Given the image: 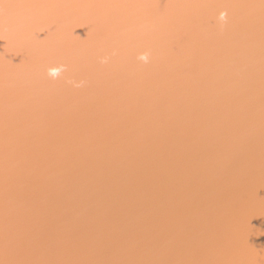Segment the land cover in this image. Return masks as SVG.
Returning <instances> with one entry per match:
<instances>
[{"label": "bare ground", "instance_id": "obj_1", "mask_svg": "<svg viewBox=\"0 0 264 264\" xmlns=\"http://www.w3.org/2000/svg\"><path fill=\"white\" fill-rule=\"evenodd\" d=\"M212 1L214 0H172V3H169L170 0L150 1L152 9L150 14L154 20H157V23L155 29L143 33L146 36L144 38L146 49L141 56L137 48L130 49L128 54L124 55L138 60L142 65L141 73L146 74V77L150 78L154 85L149 88V91L139 90L140 94L134 82V75L129 73L128 69H123V77H119L116 73L118 64H109L107 67L109 73L104 71L102 76L106 84L111 86L109 89L111 98L121 94V100L110 104V107H115L113 111L98 108L95 119L92 121L109 117L108 115L111 114L114 123L111 132H107L110 139L103 141L102 137L96 136L92 147L84 145L83 139L80 138L79 144L76 142L78 144V155H75L74 159L76 165L66 169L69 170L66 174L63 172L66 170H62L64 164L60 167L62 162L56 159V154L61 153L62 147L58 146L54 149L53 146L59 143L63 133L59 110L66 112L74 98L72 93L69 94L72 98H68L65 94V86L71 84L68 79L64 82L67 78L68 68L60 69L59 74L55 77L50 75L54 83L53 86H56L53 88L52 95L36 96L33 91L29 90V80L24 77L23 71H20L23 76L18 73L13 75L11 72L0 78L1 86L15 87L9 93L11 100L24 99L26 101V98L29 100L30 97L28 107L37 110L42 118L49 122L45 123L47 133L45 139L51 141L53 149L38 145L37 153L45 152L51 157L53 163L48 164L47 160L49 159L45 155L43 160L46 165L41 173L37 170L38 176L31 175L27 180L38 184L37 182L45 176L44 180L49 182V179H52L53 188H56L54 203H48V207H51L48 212L56 213V208L58 209L56 228L59 229V235L55 241L58 248L52 252V254H57V258L59 257L57 263L66 264L65 261L68 259L69 264H77L79 258H82V261L88 264V261H92L94 256L93 264H166L167 261L164 260L168 257L166 253L178 251L181 248L180 244H183V249L191 250V259L194 260V262L191 261L192 264H236L233 258L239 261L248 251L245 246L238 245L236 247L234 242L244 241L246 237L244 226L247 225L250 218L253 219L258 215L264 222V218L259 215V212L264 208H261L264 201L259 197L264 190V61L262 60L264 58V39H259V43L256 42L254 46L251 40L254 39L255 33L248 35L251 29L248 25L246 32L248 34L243 36L247 39L242 43L244 45L240 44L243 40H237L240 34L235 36L232 32L233 38L222 34L220 26L216 22L220 16L215 14V10L219 9L215 8ZM240 3L242 2L240 1ZM238 5L247 8V10L252 8V5L248 4L247 6L246 4ZM34 7L36 6H32L29 10L28 0H0L2 34L5 37L12 35L13 29H17L20 23L22 26L18 27V32L23 34L22 31H24L29 34L31 45L28 46V51L31 53L24 58L25 68L29 69V71H24L26 74L31 73L30 66L31 71L35 72L39 69L44 70L48 63H52L49 65L50 69H57L58 65L55 62L62 59V54L57 48L63 44L67 46L77 43L78 40L81 41V38L85 39L81 33L75 35L74 33L68 34V32L73 29L78 32L84 30L85 33L89 31L85 29L88 27L86 23L89 19H86L84 24H78L84 18L82 15L75 21L74 16V22L70 21L72 17L62 18L66 14L64 10L60 9L63 8L62 6H57V9H53L57 12L51 13L47 11L51 7L42 8V10ZM18 14H24L25 19L20 18ZM64 19H68V25H73V27L69 26L68 32H65L67 29H62L61 23ZM176 20L180 22L178 30H174L172 27V22H176ZM5 21L13 23V25L8 27V23ZM14 21L19 24L15 25ZM227 23L229 22L227 21ZM79 25L80 27H78ZM251 27L253 31L262 30L260 23L251 25ZM61 30L62 37L68 38V40H62L55 35L56 31ZM163 31H165L164 35ZM100 37L102 45L97 48H104L103 52L108 54V57H112V48H109L111 42L105 43L102 36ZM53 39L56 42V48L51 44ZM163 39L169 40L171 45L169 51L174 50V59L167 52L159 50ZM177 40L181 42L180 49H176ZM46 41L49 43L44 44ZM237 41H240L239 45L245 54L239 61L241 60V64L246 66L244 69L247 71H249L248 68L253 70L248 72V76L247 73H244V76L240 75L242 81L237 80L236 76L222 77L221 79V74L227 75L225 71H230L228 75H234L232 69L234 60L231 56L238 53L236 47L238 44L235 43ZM12 44L15 45V43ZM257 44L258 46H256ZM13 47H9L5 40H0L1 68L6 69L8 66L14 70L15 65L23 70L20 60L15 61L16 57L11 55ZM151 48L158 49H153L155 52L153 54ZM241 49L239 48V50ZM225 52L228 53V56ZM219 55L224 56V58H219L220 64L217 60ZM142 56H146L147 59H141ZM173 60L180 62L181 70L178 69L180 73L174 72H177L178 76L165 72L168 69L169 61H172L171 66L175 65ZM212 62L214 65L218 64L214 66L216 69L210 68L213 66ZM220 67L225 71H218ZM187 68L189 70L199 68L200 71L186 73ZM190 79L192 86L189 85ZM231 83L237 84V86L234 87ZM198 87L210 92L215 91L213 94L206 95L204 100L206 102L216 97L212 100L213 109L204 106L195 109V106L189 105V103L183 104V100L186 101L185 95L192 88L197 89ZM15 90L16 92H14ZM68 90L70 91V89ZM105 90L108 92L107 88L99 86L96 93L106 99ZM93 95L95 97L94 92ZM169 95H172L171 98L174 96V99L169 98L170 101L167 102L160 100L161 97ZM136 96L139 99V106L145 107V105L151 104L150 106L153 108L150 110L144 108L137 112L138 105H133L135 103L133 99H136ZM219 98L221 101L218 100ZM220 103H223L222 105L225 103L226 106L222 107ZM39 104H44L40 111L37 108ZM87 106L81 105L82 112L84 109L86 111ZM117 110L124 111L120 112L123 116L117 113L119 115L116 118L114 114ZM183 110L190 113L189 120L181 119L179 112L181 113ZM27 111L26 108L25 112ZM125 115L126 123L122 119ZM11 117L14 116L8 112L1 113L0 132L6 127L8 129ZM49 124L50 126H48ZM102 130H105L104 126L97 129V131H101L99 133L101 135ZM244 141L246 144H242ZM101 143L103 146L101 149L99 148L100 153L98 154L95 148ZM18 144L19 142L16 140L10 143V145H14V150L19 149ZM3 145L6 147L1 148L0 153L8 150L7 144ZM248 149L254 151L253 156H247ZM23 151L27 154L26 148ZM190 153L191 157H188ZM174 158L178 159L176 163L179 170L175 169L178 174L171 173V175L176 180L182 181L183 176L193 175L212 184L215 181L213 177L216 172V174H221L218 183L222 182L223 192H213L211 195L217 196L214 200L209 195V191L214 190L208 185H204L203 187L210 188V190H208V197L205 198L203 205L201 204L202 206L200 205L198 208L186 205L180 209V204L175 203L172 200L173 197L172 199L168 198L161 179L157 184L160 187L162 183L160 190H154L153 186L159 174L160 177H163V171L166 170L165 174L172 172V165L170 169L168 164L174 161ZM214 158L217 160L214 161ZM8 162L12 164L9 160ZM237 162L240 163L234 168L233 166ZM34 163L36 162L34 161ZM25 165L27 166V164ZM195 166H201V168L197 169ZM232 167L233 170H231ZM23 168L27 169L25 166ZM48 168L54 172V175L43 174ZM247 178H249L248 181ZM198 179L193 178L189 184L197 186L200 183L197 181ZM97 183L101 187L102 184L104 185L103 191H100L101 197L110 194L107 197L108 200L103 201L104 205L101 204L103 198L96 197V191L93 192V186ZM237 183L238 185L240 183L241 187H237ZM177 187L179 188V186ZM2 191L0 189V192ZM59 198L61 200L56 205L55 202ZM107 202L112 205V210L122 214V217H127L126 222L121 219L116 220L117 225L108 228L104 226L101 218L114 215V210L110 213L107 211L106 208H109ZM256 203L259 206L255 212ZM250 207L251 209H249ZM12 212L17 213L16 211ZM97 218L100 219L97 220ZM185 218L191 221L190 225L184 223ZM109 219L113 220V218ZM30 222L32 223V221ZM240 225L243 226L241 229ZM31 227L32 225L29 226V230ZM64 227L69 230H65ZM199 229L203 231L200 236L197 232ZM259 229H261L259 231L261 239H264V223H261ZM106 238L109 240L104 244L103 241ZM163 241H165L164 244H162ZM248 241L246 242L248 243ZM254 246L255 249L252 250L257 254L255 256H258V253H263V248L258 250L256 245L252 247ZM163 248L166 250L158 252ZM41 252L42 250L35 253V248L33 251L23 249L22 253H14L13 256L10 254L11 259L8 257H3V259L11 264H29L30 262V264H48V255L42 257ZM187 255L186 253V256L180 258L178 262L189 259ZM248 259L253 260L252 258Z\"/></svg>", "mask_w": 264, "mask_h": 264}, {"label": "rangeland", "instance_id": "obj_2", "mask_svg": "<svg viewBox=\"0 0 264 264\" xmlns=\"http://www.w3.org/2000/svg\"><path fill=\"white\" fill-rule=\"evenodd\" d=\"M16 1H19V0H16ZM150 1L152 2V0H28L29 10H31L32 6H36L34 7L35 9L41 8V10L42 8L51 7L50 10H47L49 11V13H51V12H57L53 10V9H57L56 8L57 6H62L63 8H60V9L64 10L66 14H71V15L65 14V16L64 15L62 16V18L72 17L70 21H73V17L75 16L74 18V21H75L77 18H79L80 15L84 16V18L78 24H84V21L86 19H89L87 20L88 23H86L88 27H85V29L89 31L85 33L84 30H81L80 32H78L73 29L68 32V29L70 26L67 24L68 19H64L61 23L63 25L62 29H67V31L65 32H68V34L74 33L75 35H78V33H81L83 36H85V39L81 38V41L78 40L77 43L75 42L74 44H68L67 46L71 47V49L68 48L66 49V51L61 52L62 59L66 58L67 60L66 62H64L65 68H68V74L66 75L67 78L65 79L64 82H66V80L68 79V82L70 81L69 83H71L65 86L66 91L65 90L64 91H65V94H67L68 98H72L69 95L71 93L72 95L74 94V98H72V101L69 105L71 108L69 107L66 112L59 110V113H60L59 115L62 118L61 128H62L63 133H62V136L60 137L61 140L58 141L59 142L58 144L53 146L50 140L45 139L47 138V133L38 134L35 136V138L39 136L40 138H37V140H40V141L36 142L34 140L32 133L29 129V117L30 115H33L32 113L38 114L37 117L39 119H41L42 116L37 110H33L31 107H28L29 100L27 98H26V101L24 99H15V100L12 99L11 100V94L9 93H11L15 89V87L12 86L13 88H10V86H1L2 84L0 82V90H1L0 98L7 101V102H1L0 109L2 110H0V115L3 112H8L11 116H14V117H11V119H9L10 123L8 125V129L6 127L0 132V142L2 144L6 143L7 149H8L6 150L5 155L0 153V176L7 178V180L9 181L13 179L11 182V186H12L11 189L7 190V189L0 187V189L2 190L4 189L2 192H0V219L2 220L0 224L1 226L0 257L2 261L5 260L3 259V257H8L11 259L10 254H12L13 256L14 253H22L23 249H26V251L28 250L33 251L35 248V253L42 250L41 252L42 257L43 255H48L49 257L48 264H61V262L57 263L59 260V257L57 258V254H52V252L57 250L58 248V244L55 241H57L56 237L59 235V229L56 228V226L53 227L54 225H58V221L55 218V222L52 223L51 225H48L45 230L42 229V223L40 221V217H41V219H43L44 221V224L47 225V223H51V221L53 220V218L50 216H54L55 214H58L57 208H56V213L54 211L48 212V210L51 208V207H48V203L50 202L54 203L53 202L54 201V190L56 188H53L52 179H49V182H46L44 180L45 176L37 182L38 184L32 183L27 180V178L29 179V176L31 175L38 176L36 174L37 170L41 173V171L43 170V167H45L46 165L45 161L43 160L46 154L45 152H42V151L37 153L38 145L39 146L43 145L44 147L47 146L51 149H53L52 146L54 147V149L58 146H61L62 151L60 154H56V159H58L59 162H62L60 167L64 164V167L62 170L64 169L66 170L76 165L74 162L75 161L74 159H75V155H78L77 146L79 144L80 138L83 139L84 145L92 146V147L94 145V141H96L94 140L96 136H99V138L102 137L101 139H103V141H107V139L108 140L110 139V136L107 135V132H111V127L114 123L113 118L111 117V114L108 115L109 117H106L103 119L94 120V121L92 120L95 119V115H96L95 113L97 112L98 108L113 111L115 107L114 108L112 106L110 107V104L121 100V97H120L121 94L117 95L116 97L111 98V95L109 93V89H111V86L106 84L102 76V73L104 71H106V73H109V68L108 69L103 68L100 71H95L91 69L93 72L92 71L84 72V75L82 76L83 77L82 80L79 78L80 73L75 74V72H82L86 69L87 55H90L89 58L91 59V62L93 63V65H96V66H99L103 63V59L101 60L102 57L107 58L106 60L110 62L109 63L110 65H113V63L115 65L118 64V69L116 73H118L119 77H123L122 75L124 73L123 69H128L129 73H132L134 75L133 76L134 82H135V85L138 91L139 90H142V92L149 91V88L153 87L154 82L150 80V78H147L146 74L141 73V69H142L141 63L138 62V60L136 61L134 59H131L132 57L131 58L126 57V55H124V54H128L130 49L137 48L141 56L142 52H144V49H146V40L144 39L146 36H144L143 33L149 32L148 30L155 29L154 27L156 26V23H157V20H154V18H152L151 17L152 15L150 14V10H152L150 8ZM177 1H180V0H177ZM240 1L242 3H240ZM212 2L215 8L219 9V10H215V14L220 16L216 20L217 24L220 26L219 27L220 32L229 38H233L231 29L233 26L237 25V22L241 21V19H244L246 22L249 19L250 23L254 21L252 22L251 25L258 24V23L262 24L263 15L260 17V19L255 21L257 19V16L255 14L253 13L250 14L249 9L247 10V8H244V7L242 8L240 7V5H238V4H246L247 6L248 4V5L253 6V3H254L253 0L251 1H248V0H214ZM169 3H172V0H170ZM86 13H87V16H86ZM222 14H223V18H222ZM18 16L22 19H25L24 14H18ZM103 16H105L106 18H101ZM227 21L229 23H227ZM5 23H8L7 24L8 27L13 25V23H9L7 21H5ZM179 23L180 22H178L177 20L176 22L175 21L172 22L173 24L172 27L174 30H178L180 28ZM14 24L17 25L19 24V22L14 21ZM2 26L3 25L0 24V27ZM20 26H22L21 23L17 26V29ZM70 27H73V25H71ZM78 27H80V25ZM17 29H13L14 31L12 35L5 37L2 34L3 28H1L0 29V40L1 39L5 40L6 44H8L9 47L14 46L11 49L12 51L11 55L13 57H16L15 61L20 60L21 62L20 64L23 70L21 68L15 67V65H14V70H12L8 66H6V69L4 68L2 69L0 65V75H1L0 78L5 77L4 76L5 74L8 75L11 72L13 73V75L18 73V75L20 76L21 75L23 76L22 73H24V77L26 78H28L27 76H29L28 75L29 72L28 74L24 72V71H29L28 68H25V61H24V58L26 57V55L31 53L30 51H28V46L31 45V43H29V34L24 31H22L23 34H21L18 32ZM164 32L165 31H163V35H164ZM246 32L247 31L245 30L240 32V36L237 37L238 38L237 40H240V41L243 40V41L241 43L240 41L235 42L238 44L236 46L238 53H234L235 55L231 56L234 60L232 62L233 63L232 69L234 70L233 72L234 75H228L230 71H225L224 69H222V67H220L218 68V71L224 70L225 73L227 74V75L221 74L220 76L221 79L222 77L230 78V77L236 76L237 80H241L240 75L244 76V73H247L246 75L248 76V72L249 71L252 72L253 70L252 68H248L249 71H247L246 69H244L246 68V66L241 64V60L239 61V59L245 55L243 53L244 52L243 48L241 49V45H244L242 43H244V41L245 42L247 41V39L243 37L245 34H248ZM100 36H102L105 43L109 41L111 42L110 43L111 45L109 44L110 45L109 48H112L111 50L112 57H108V54L103 52L104 48L103 49L97 48L100 45H102V41L99 39L101 38ZM12 43H15V45H13ZM239 43L241 45H239ZM175 45H176V49H180L181 47L180 40L179 41L177 40ZM170 48H171V45H170L169 40L163 39L161 41V47L159 50L161 52L162 51L167 52V54L172 56V58L174 59L175 58L174 50L169 51ZM239 48L241 50H239ZM151 49H152L151 52L154 54L155 52L153 51V49L156 50L158 48H151ZM7 50L9 49L7 48ZM225 53L228 56V53L227 52ZM129 55L131 56V54ZM236 56H238L237 59H236ZM0 57L2 58L1 53H0ZM217 57L216 59L218 60V64H220L219 58L220 57L224 58V56L219 55ZM121 59H122V62H120ZM173 61L175 65L171 66L172 61L171 62L169 61L168 69L165 72L166 74L169 73V74H172L173 76H178L177 75L178 69L181 70V68L179 67L180 62H178L177 60H173ZM182 62L184 63V61ZM213 63L214 62H212V64ZM218 64H215V65L213 64V66L210 68L216 69L214 68V66H217ZM4 71L5 73H3ZM20 71H23V72L21 73ZM38 71L40 73L43 72V70L41 69H39ZM175 71L177 72L174 73ZM199 71H200L199 68H193L192 70H189L187 68L186 73H190V72L193 73V72H199ZM30 72L36 73L37 70L35 72L33 71H30ZM189 85L192 86L191 79H190ZM231 85L234 87L237 86V84H234V83H231ZM99 86L105 87L108 89V92L105 90L106 99L103 96L101 97L99 93H96V90ZM113 87H116V86L114 85ZM3 89L5 90V93ZM68 89H70V91ZM16 90L14 92H16ZM93 92L95 94V97L93 95ZM214 92L215 91L213 90L210 92V91H207L206 89H201L199 87L197 89L192 88L191 91L187 95H185L184 99H186L187 102L183 100V104L189 103V105L191 104L195 106V109H197L199 106H204L206 108L213 109L212 100L215 99L216 97L215 98L210 97L211 98L210 101L205 102L204 100L206 98V95L213 94ZM139 93L141 94L140 91ZM98 95H99V98H97ZM151 95L153 94L151 93ZM171 97L172 95L163 96L161 97L160 100L162 102H165V101L167 102V101H170L169 98ZM148 98H152V97H148ZM172 99H174V96L173 98H171V100ZM133 100L135 102L133 105H138L139 103L138 97L136 96V99H133ZM218 100L221 101L220 98ZM229 103H232V102H229ZM101 104L104 105V107H101L102 106ZM222 104L223 103H220L222 107L226 106L225 103L224 105ZM3 105H6V106L3 107ZM81 105H88L86 108V111L84 109V111L82 112ZM150 105L151 104H147L145 105V107L144 106L141 107V105L140 106L138 105L137 112L144 110V108H146L147 110L152 109L153 106H150ZM26 108L28 110L27 112H25ZM120 112H121L120 110L116 111V114H114L116 118L118 117ZM123 112L124 111H122L121 113ZM179 114L182 120H189L191 117L190 113H186L184 110L181 111V113L179 112ZM120 116H123V115L120 114ZM125 118H126V115L122 118L125 120V123H126ZM41 125L45 127V123H41ZM102 126H104L105 130H102L103 133L101 135L99 134L101 133V131H97V129L102 128ZM14 140L19 142L18 144L19 149L17 148L14 150V145H10V143L14 142ZM76 142H78V144ZM102 144L103 143H101L100 146L96 145L97 148H95L96 149L95 151H97L98 154L100 153V151L98 150H100L101 147L103 146ZM24 148H26L27 150V155H23V153L21 152ZM9 150L15 153H12ZM208 153L210 154V152ZM46 156L49 159L47 160L48 164L53 163L51 157L48 155ZM38 157H41V159H39ZM188 157H191V153L189 154ZM176 158H174V161H171L168 164V167H170V169L172 165V169H173L172 172L170 173L166 172L165 174L166 170L163 171V169H161V171H163V173L166 176L160 171L163 177H160V174L158 173L159 176L156 177L155 179L156 183H154L153 186L155 188L154 190H160L159 188L162 185L163 186L165 185V192L168 195V198L172 199L173 197L172 200L175 203L180 204L179 205L180 209L184 208L186 205L187 207H190L192 205V206H195L196 208H198L201 204L203 205L205 198L208 197V190H210V188H212V190L214 191L210 190L209 195H211L213 192L215 193H219V192L221 193V191L223 192L222 190L223 187L221 185L222 182L218 183L220 180L221 174H216L215 172L216 168L214 170L215 177H213L215 181L212 184L208 182L207 180H204L203 178L198 179V177H195L193 175L183 176L182 181L176 180V178L171 175V173H177L175 169L179 170L178 168L179 166L176 163L178 162V159ZM8 160L12 164H10ZM215 160H217V158H214V161ZM34 161L36 163H34ZM25 164H27V166ZM23 166L27 167V169H24ZM160 166L162 167V165ZM56 167L59 168L58 165H56ZM195 168L200 169L201 166H195ZM231 170H233V167L231 168ZM68 171L69 170H66L63 172L64 174H66V172L68 173ZM43 174L54 175V172L50 168H48V170H46V172H44ZM193 178L198 179L197 181H200V183L197 186L193 185L192 183L189 184V181H192ZM249 178H247L246 180L248 181ZM159 179H161L163 183V184L161 183L162 185L160 184V187H158L157 185ZM98 185H99L98 183L94 184L93 192L96 191L97 193L95 195L96 197H99L100 199L103 198L101 204L104 205L103 201L106 199L108 200L107 197H109L110 194H105L104 197H101L100 191L102 190L104 185L102 184V187L101 185H99L98 187ZM204 185H208L210 188H205L203 187ZM177 186H179V188ZM236 186L241 187L240 183L239 185L237 183ZM17 191H18V195H17ZM15 193L16 195H14ZM210 197L213 198L214 200H216L217 198V196H212V195ZM60 200L61 199L59 198L55 202V204L58 205V201L60 202ZM107 204L106 205L109 208H106V209H108L107 211L110 213L114 209L112 210V205L110 203L107 202ZM126 209L127 208H125V210ZM12 211H16L17 213H13ZM109 218H113V220ZM126 218L127 217H122V214H119L116 210H114V215L112 216L108 215L104 218H101V222H103L104 226L108 228V227H112L113 225H117L116 220L124 219V221L126 222ZM98 219L100 218H97V220ZM30 221H32V223ZM183 221L185 224L191 223V221H189L188 218H185V220ZM30 225H32L30 229L31 233L29 230ZM34 228H35V231H33ZM64 228L67 231L69 230L67 227H64ZM195 232L196 230L194 231V233ZM197 232H198V236H200V234L203 231L199 229L197 230ZM108 240L109 239L106 238L105 241H103L104 244H106ZM164 242L165 241H163L162 244H164ZM16 243L18 244L17 246H15ZM178 243L175 245V249ZM180 245H181V248L178 251L175 250L174 253L172 252L166 253L168 256L164 259L165 261H167L166 264H192L191 261L194 262L193 258L191 259V255H190L191 250L190 249L187 250L186 248L183 249V244H180ZM164 249L165 248H163L162 250L158 252H163L166 250ZM186 253L188 254L187 256L189 257V259L178 262L180 258H183L184 256H186ZM93 259H94V256L92 257V261L91 260L88 261V264H93ZM67 260L65 261V263L69 264ZM77 264H85V263L84 261H82V258H79Z\"/></svg>", "mask_w": 264, "mask_h": 264}, {"label": "water", "instance_id": "obj_3", "mask_svg": "<svg viewBox=\"0 0 264 264\" xmlns=\"http://www.w3.org/2000/svg\"><path fill=\"white\" fill-rule=\"evenodd\" d=\"M253 2H254L253 6L250 9L249 13L250 14H252V13L255 14L257 16V19L255 21H257L258 19H260V17L262 15H264V0H254ZM262 17H263L262 30L253 31V28L251 27V24L254 21H252L250 23V20H247V22H246L244 19H241V21H238L237 25L233 26L231 30L235 34V36H237L243 30L247 31L248 30L247 25H248L251 28L250 31H249L250 34H248V35H253L255 33V35L253 37L254 39L251 40V42L254 43V46H255L256 42L259 43V41H260L259 39H264V16H262ZM55 35L57 37L61 38L62 40H68V38H63L62 37V31H56ZM69 38H70V36H69ZM45 43H49V42L46 41V42H44V44ZM51 44H53V47L56 48V42H55L54 39L52 40ZM256 46H258V44ZM59 48H57V50H59V52L66 51V49H68V48L71 49V47L66 46V44H63ZM101 49H102V47H101ZM89 56L90 55H87L86 69L84 71H82V72H75V74L76 73H80L79 74V78L81 80L83 78L82 76L84 75V72H88V71H92V70L100 71L103 68L107 69V67L109 66L110 62L106 60L107 58H103V63L101 65H99V66H96V65H93V63L91 62V59L89 58ZM262 60L264 61V58H262ZM66 61L67 60L61 59L59 62H55V60H54L53 63L55 62L56 65H58L57 69L60 70V69H63L65 67L64 62H66ZM50 64H52V63H48L47 64V67L43 70L42 73L37 71L35 74L29 73L30 75L27 76L28 80H29V90L33 91L36 96H39L41 94L52 95L54 93L53 92V88H55L56 86H53L54 83H53L52 79L50 78V74H49V70H50L49 65ZM48 67H49V70H48ZM30 71H31V66H30ZM30 99L31 98L29 97V105H30ZM1 102H7V101H5L2 98H0V105H1ZM43 105L44 104H39L37 106L39 111H40V109L42 108ZM32 114L33 115H30V117H29V129H30V131L32 133V136H33L34 140L37 142V141H40V140H37V138H40V137L37 136V138H35L36 135H38V134H46L45 127L43 125H41V123H49V122H48V120H43V118L39 119L37 117L38 114H36V113H32ZM48 126H50V124ZM5 136H7V135H5ZM263 139H264V136H263ZM242 144H246V142L244 141V142H242ZM4 147H6V146H4L0 142V149L4 148ZM21 152L23 153V155H27V154L24 153L23 150ZM5 153H6V151L2 152L1 154L5 155ZM253 155H254V151L253 152L251 150L247 151V156H253ZM38 158L41 159V157H38ZM242 161H240V162H242ZM240 162H237L233 167L236 168V166ZM12 180L9 181V180H7V178H5L3 176H0V187L4 188V189H7V190L11 189L12 188V186H11ZM14 195H16V193ZM17 195H18V191H17ZM146 197H144V199H146V201H148V199H147L148 197L147 198ZM259 197L262 198L263 201H264V190L260 194ZM257 206H259L258 203H256L255 206H254L255 212L257 211ZM251 207L249 209H251ZM263 207H264V203L262 204L261 208H263ZM263 212H264V208L261 210V212H259V215L264 218V213ZM50 217H52L53 220L51 221V223H47V225L44 224L43 219H41V217H40V221L42 223V229L43 230H45L48 225H51L52 223H54L55 222V218L57 219L58 215L55 214L54 216H50ZM1 222H2V220L0 219V224H1ZM261 223L263 224L264 222L261 221V218L258 215L256 217H253V219L250 218L249 221H247V225L244 226L245 227L244 228L245 229V233H246V237H245L244 241L243 242L240 241V242H237V243L235 241L234 244L236 245V247H238V245L239 246L240 245L245 246V249L248 250V251L243 254L244 255L243 258H240L239 261H237V259L233 258L234 263H236V264H264V244H262V243H264V239H261V236H260V233H259V231L261 230V229H259V228H261ZM55 226H57V225H54L53 227H55ZM242 227L243 226H241V225L239 226L240 229ZM0 235H1V226H0ZM246 241H248V243ZM246 243H247V245H246ZM17 245L18 244L16 243L15 246H17ZM253 245H256V248H258V250H261L263 248L262 249L263 253L262 254L258 253L259 255L255 256L257 254L253 252V250L255 249V246L252 247ZM248 258H252L253 260L251 261ZM0 259H1V257H0ZM1 261H2V259H1ZM1 261H0V264H11L8 261H2V262Z\"/></svg>", "mask_w": 264, "mask_h": 264}, {"label": "clouds", "instance_id": "obj_4", "mask_svg": "<svg viewBox=\"0 0 264 264\" xmlns=\"http://www.w3.org/2000/svg\"><path fill=\"white\" fill-rule=\"evenodd\" d=\"M222 18H223V14H222ZM141 59L146 60L147 57L146 56H142ZM49 74L52 75L53 77L57 76L59 74V70L58 69H50L49 70Z\"/></svg>", "mask_w": 264, "mask_h": 264}]
</instances>
